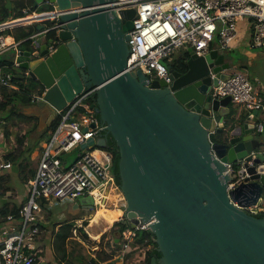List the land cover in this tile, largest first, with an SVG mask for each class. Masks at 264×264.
Wrapping results in <instances>:
<instances>
[{
    "label": "water",
    "instance_id": "obj_1",
    "mask_svg": "<svg viewBox=\"0 0 264 264\" xmlns=\"http://www.w3.org/2000/svg\"><path fill=\"white\" fill-rule=\"evenodd\" d=\"M39 5L60 29L45 37L31 33L10 56L42 90L28 113L45 127L55 108L99 86L90 95L106 125L98 143L106 146L110 135L117 145L123 217L131 227L148 222L160 253L151 264H264V216L249 211L264 208L259 110L233 113L230 95L212 96L218 78L229 76L225 51L198 55L189 46L185 71L168 65L170 83L150 79L141 68L127 69L135 7L117 10L116 0H35ZM45 25L36 24L37 32ZM238 160L245 169L228 170L226 163ZM72 205L95 209L89 194Z\"/></svg>",
    "mask_w": 264,
    "mask_h": 264
},
{
    "label": "built area",
    "instance_id": "obj_2",
    "mask_svg": "<svg viewBox=\"0 0 264 264\" xmlns=\"http://www.w3.org/2000/svg\"><path fill=\"white\" fill-rule=\"evenodd\" d=\"M128 7H135L136 12L132 18L133 28L128 31L132 63L127 69L141 68L150 79L163 78L170 83L173 77L165 61L172 59L175 51L183 46H192L198 55L213 47L227 51L241 39V32L250 47H264V0H116L117 10ZM8 22H0V54L19 43L8 41L4 33ZM41 32H34V35L39 37ZM54 47L53 43L49 44V48ZM2 67L0 84L17 88L11 81L13 73L1 72ZM211 75L216 73L211 72ZM98 87L94 85L82 92L63 109L55 108L57 125L42 143L36 173L27 181V196L21 201L19 215H0V264H38L44 243L40 199L65 201L89 194L94 200L95 211L103 204L121 207L117 220L127 223L118 249L123 263L132 254L129 239L136 236L139 229L148 230V222L138 221L131 227V219L123 217L126 200L116 181L113 152L108 145L98 143L106 125L91 107L93 101L87 100ZM211 93L214 98L230 95L232 102L245 109L264 110L263 97L243 72L218 78ZM39 97L42 94L33 95V101ZM72 113H77L80 120L70 119ZM263 121L264 117L256 123L257 133L264 129ZM90 138L94 139L91 144L87 143ZM84 143L87 144L82 146ZM74 149H77L76 158L66 166L67 159L61 155ZM2 153L0 147V170L9 165ZM226 164L230 171L245 169L243 160ZM241 179L230 182L228 189ZM111 190L118 193V199L110 198ZM259 205H264V198Z\"/></svg>",
    "mask_w": 264,
    "mask_h": 264
},
{
    "label": "trees",
    "instance_id": "obj_3",
    "mask_svg": "<svg viewBox=\"0 0 264 264\" xmlns=\"http://www.w3.org/2000/svg\"><path fill=\"white\" fill-rule=\"evenodd\" d=\"M34 0H27V4L30 5L31 10L41 11L44 8H35L33 7ZM26 6V2L24 0H0V22L8 19H13L17 17H22L26 14L24 8ZM18 19V18H17ZM13 19L11 21L17 20ZM21 31L20 34L16 35V39L19 40L20 38L28 37L31 33H33L32 25L28 26H20L18 27ZM189 57L188 49L183 50L181 53L177 55H173L172 59H166V63L171 65L172 67L180 70L185 71L187 68V59ZM5 64L9 67H12L13 60H0V68ZM227 72L229 74H233L236 72H243L242 68L239 67H230L228 68ZM13 77L11 81L17 85V88H9L5 85L0 84V127L3 126V129H0V139L3 141L5 145V150H3L2 156L5 160L9 162V165L2 170H0V215H6L8 213H14L17 216L19 215V207L21 201H17L18 192L16 189L11 185V171L10 169L15 163L19 164V175L20 179L24 183V187L27 190V181L29 178L34 177L36 173V168L32 167L33 160L29 161L27 155H25V151L27 147H34L41 141L46 140L49 131L54 129L57 125L58 118H55L51 125L46 126L41 131H38L37 136H29L30 132L28 130H20L17 133L16 140L12 138V128L11 126L7 125L6 122H9L12 116H16L18 118H36L38 122V117L32 113H26L25 107L30 106L34 103L33 101V93H29L26 89H24L21 85V79L25 78L20 75H16L13 72ZM28 81V80H27ZM30 85L37 87L38 82L31 79ZM42 90H38L36 94L40 95ZM94 96H89L87 100L91 103L94 101ZM87 100L84 102H87ZM89 103V104H90ZM99 116V115H98ZM37 122L34 125L36 130ZM13 127H17L16 124L12 123ZM5 128V129H4ZM31 138H34V142L29 144ZM109 141L107 142L108 147L111 149L114 155V173L116 176V181L118 185H120V177L118 175V159H119V152L117 149V145L114 139L109 135ZM33 152V151H32ZM27 194L24 196L26 198ZM47 200L40 199V207L39 211L42 215V211H46L47 208ZM49 211V209H48ZM249 211L257 217L264 216V208L258 210H250ZM47 212V211H46ZM49 213V212H48ZM90 215L87 219L91 218ZM85 224L87 221H84ZM42 228H45L46 225L44 222L40 223ZM75 220H66L64 222H59L54 224L52 227L53 236L57 245L58 250L61 252L62 261L67 257V252L65 249V244L67 239L72 236V228L75 226ZM127 223L122 220H117L114 222L113 227L115 230V236L113 238H119V241H114L112 243V247L114 250L111 253V257L115 254V258H118L119 251L118 248L120 247V242L122 240V231L126 228ZM57 227V228H56ZM82 229V227L80 228ZM91 238L98 239L100 233L91 234ZM154 235L147 231H142L139 229L136 233V236L129 239L130 249L132 254L128 257V261L126 263L121 264H151L152 256L156 255L159 256L160 253L156 248V242L153 239ZM149 244L151 247H149ZM118 247V248H117Z\"/></svg>",
    "mask_w": 264,
    "mask_h": 264
},
{
    "label": "rangeland",
    "instance_id": "obj_4",
    "mask_svg": "<svg viewBox=\"0 0 264 264\" xmlns=\"http://www.w3.org/2000/svg\"><path fill=\"white\" fill-rule=\"evenodd\" d=\"M40 6V5H39ZM44 6H40L39 8H43ZM46 17V16H44ZM40 20L43 17H39ZM21 23H25L26 20L20 21ZM18 22V23H20ZM14 23V24H18ZM7 31L6 33H8ZM5 33V32H4ZM240 40L234 44V47L227 50L225 53L226 59L230 63V67L233 65L242 68L246 75L249 77L252 83H255L257 80L264 79V47H250L249 45H238ZM17 47H12L6 50L4 53L0 54V60H10V56L15 52ZM188 49V46H183L177 49L174 55L181 53L183 50ZM250 55H255L251 59ZM10 71L15 72L16 75L23 76L25 80L21 79V85L24 89H26L29 93H36V88L30 85L31 79L29 76L23 75L22 69L13 63L12 67H9L4 63L1 72ZM28 80V81H27ZM233 102H230V105ZM29 112V108L26 110ZM2 113V111H0ZM30 114V113H29ZM70 119L80 120L77 113H72ZM37 122L36 118H18L16 116H12L9 122L6 124L11 126L12 128V138L16 140L17 133L20 130H28L30 132L29 136H37L38 131H41L44 127L39 125L37 122L36 130L34 128L35 123ZM12 123L16 124L17 127H13ZM1 125V124H0ZM3 129V126L0 127ZM5 129V128H4ZM49 135V134H48ZM34 142V138H31L29 144ZM43 141H40L34 149L32 147H27L25 151V155L29 158V161L33 160L32 167L36 168L38 159L41 156V147ZM0 147L2 150H5V145L3 141L0 139ZM33 151V152H32ZM77 149L71 150L67 153H63L61 156L67 159L66 166H69L73 163L76 158ZM11 173V185L18 192L17 201H21L24 199L26 189L24 187V183L19 178V164L15 163L10 169ZM32 178V177H31ZM119 198V197H118ZM64 202V201H63ZM97 207V206H96ZM46 211H42V216L46 227L42 232L43 249H41L42 254L39 259L38 264H113L109 258H111V253L114 250L112 247L113 237L115 236V230L111 227L112 222H108V218L104 219L101 216L98 217L96 221L91 223V218L81 220V217L88 216L85 215L87 213L86 210L81 209L77 214L78 217H73L69 213H64L67 210V204H63L62 202L53 201L47 202ZM121 207H119L120 209ZM93 209L92 211H94ZM49 212V213H48ZM64 214V215H62ZM81 216V217H79ZM66 220H75L76 229L74 226L72 228V236L67 239L65 244V249L67 252V257L62 261L61 252L58 250L52 227L54 224L59 222H64ZM117 220V219H116ZM84 221H87L86 224ZM91 223V224H90ZM82 227V229H80ZM57 228V227H56ZM142 231H147V229H140ZM100 233L98 239L91 238V234ZM118 248V247H117ZM119 249V248H118ZM115 264H119L116 262Z\"/></svg>",
    "mask_w": 264,
    "mask_h": 264
},
{
    "label": "crops",
    "instance_id": "obj_5",
    "mask_svg": "<svg viewBox=\"0 0 264 264\" xmlns=\"http://www.w3.org/2000/svg\"><path fill=\"white\" fill-rule=\"evenodd\" d=\"M24 2H26V6H25V8H24V11H26V10H29L30 12H32V15H33V18H29V17H31V16H27V14H25L24 16H22V17H17V18H13V19H17V20H15L14 22H16V21H18L19 19H22L23 17H24V19H22V20H20V21H25L26 20V22L25 23H18V24H8L6 27H5V29H4V32H5V34L7 35V38H9V42H19V41H21V40H23V39H25L26 37H22V38H20L19 40H17L16 39V35H18V34H20L21 33V31H20V29L18 28V27H20V26H28V25H32V27L34 28L33 29V32H37V28H36V24L38 25V27H41L40 25L41 24H43L44 22V19H46L44 16H42V13L44 12V10H41V11H36V10H31V7H30V5L29 4H27V0H24ZM33 5V4H32ZM34 7V6H33ZM35 8H39V6L37 7H35ZM28 12V11H27ZM26 12V13H27ZM39 17H43V19L42 20H40L39 19ZM13 19H8V20H4V21H11V20H13ZM13 22V23H14ZM243 24V21H241V25ZM7 31H9L8 33H6ZM240 37H241V39H240V43L238 44V45H243V44H247L246 43V36H242V33L240 32ZM20 48V46H17V48ZM226 52V51H225ZM250 57H251V59L253 58V57H255V55H250ZM227 60V59H226ZM233 67H237V66H235V65H233ZM253 85H254V89L260 94V96L261 97H263V99H264V79L263 80H257L255 83H253ZM39 86V85H38ZM38 86L36 87V90L38 91ZM37 93V92H36ZM36 93H33V95H35ZM229 106L231 107V112H240L241 113V115H243L244 113H250V111L252 110V109H250V108H247V109H245V107H243L242 105H239V104H236V103H232L231 105L229 104ZM28 107L29 106H27V107H25V112L26 113H28L26 110L28 109ZM44 114H45V112H43ZM46 113L48 114V111H46ZM33 114V113H32ZM46 114V115H47ZM34 115H36V114H34ZM49 115V114H48ZM37 117H38V122H39V120H40V116H38V115H36ZM258 116H259V120H262L263 119V117H264V110L263 109H261V110H259V114H258ZM49 117V116H48ZM54 118H55V114H54ZM54 118H53V120H54ZM45 119V118H44ZM48 118H46V120H47ZM46 120H44L45 122H46ZM53 122V121H52ZM263 123H264V121H263ZM43 124V123H42ZM51 125V124H50ZM46 126H49L48 124L46 125ZM45 126V127H46ZM44 127V128H45ZM259 134H261V138H262V141H263V143H264V129L261 131V132H259ZM41 141H44V140H41ZM111 193H112V197L110 196V198L111 199H113V200H116V199H118V193H116V192H114V191H111ZM110 193V194H111ZM27 194V190H26V192H25V195ZM78 198V197H77ZM76 198V199H77ZM76 199H74V200H65L64 202L63 201H58V202H62L63 204L65 203V204H67V210L64 212V213H69L71 216H73V217H78L77 216V214L80 212V210H81V208H77V207H74L73 205H72V203L76 200ZM51 202H53V201H51ZM102 206V205H101ZM101 206H98L97 207V210L95 211H92L91 209L90 210H87V213H85V215H87L88 214V216H85V217H81V216H79V217H81L82 219L81 220H84L85 218L87 219L90 215H92L91 216V223L93 222V221H96L97 219H98V217L99 216H101V217H103L104 219H106V218H108V222H111V221H113L114 219H117L120 215H121V212H122V210L121 209H119L118 207H113V206H111V207H109V206H107V205H104L105 207H106V209L103 207V212H99L100 211V209H101ZM98 211V212H97ZM111 211V212H110ZM114 211H117L118 212V214L117 215H115V213H113ZM110 212V213H109ZM98 213V214H97ZM62 215H64V214H62ZM115 215V216H114ZM106 217V218H105ZM43 222H44V220H43ZM90 223V224H91ZM113 224L114 223H111L110 225H111V227H113ZM116 238H114V240H115ZM115 258V254H113V256L111 257V258H109V260H111V262L113 263V264H115L116 262H118L119 264H121V263H123V261L121 260V254L119 253V256H118V258H116V259H114Z\"/></svg>",
    "mask_w": 264,
    "mask_h": 264
},
{
    "label": "flooded vegetation",
    "instance_id": "obj_6",
    "mask_svg": "<svg viewBox=\"0 0 264 264\" xmlns=\"http://www.w3.org/2000/svg\"><path fill=\"white\" fill-rule=\"evenodd\" d=\"M35 1V0H34ZM34 1H33V3H34ZM40 7V6H39ZM27 11H29V10H26V12ZM46 25V27L44 28V30H43V32H41V37H45L46 35L47 36H50V35H55V33L60 29V27L59 26H57L56 24L57 23H52L50 20H48V19H44V21H43ZM54 40H56V39H53V41ZM51 43H53V42H51V41H49V44H51ZM54 44V43H53ZM55 45V44H54ZM55 47H56V45H55ZM38 86V85H37ZM39 87V86H38ZM109 138V137H108ZM108 141H109V139H108ZM84 210H88V209H86V208H84Z\"/></svg>",
    "mask_w": 264,
    "mask_h": 264
},
{
    "label": "bare ground",
    "instance_id": "obj_7",
    "mask_svg": "<svg viewBox=\"0 0 264 264\" xmlns=\"http://www.w3.org/2000/svg\"><path fill=\"white\" fill-rule=\"evenodd\" d=\"M15 21V20H14ZM14 21H11V23H13ZM11 23H9V24H11ZM8 40H9V38H8ZM111 191H113V190H111ZM111 191H110V193H111ZM110 196L112 197V193L110 194ZM114 199V198H113ZM103 207L106 209V207L104 206V204L101 206V209H100V211L99 212H103L104 210H103ZM98 212V211H97ZM111 212V211H110ZM109 212V213H110ZM113 213H115V215H117L118 214V212L117 211H114ZM98 214V213H97ZM114 215V216H115ZM119 215V214H118Z\"/></svg>",
    "mask_w": 264,
    "mask_h": 264
}]
</instances>
